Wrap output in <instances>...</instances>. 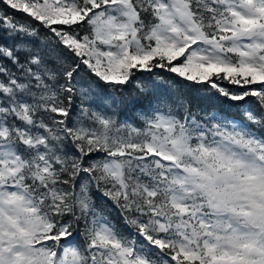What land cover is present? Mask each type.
<instances>
[{
  "label": "snow or ice",
  "instance_id": "snow-or-ice-1",
  "mask_svg": "<svg viewBox=\"0 0 264 264\" xmlns=\"http://www.w3.org/2000/svg\"><path fill=\"white\" fill-rule=\"evenodd\" d=\"M0 264H264V0H0Z\"/></svg>",
  "mask_w": 264,
  "mask_h": 264
}]
</instances>
